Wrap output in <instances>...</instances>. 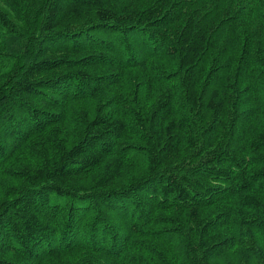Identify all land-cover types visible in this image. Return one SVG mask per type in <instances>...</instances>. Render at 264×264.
I'll return each instance as SVG.
<instances>
[{
	"label": "trees",
	"instance_id": "1",
	"mask_svg": "<svg viewBox=\"0 0 264 264\" xmlns=\"http://www.w3.org/2000/svg\"><path fill=\"white\" fill-rule=\"evenodd\" d=\"M0 264H264V0H0Z\"/></svg>",
	"mask_w": 264,
	"mask_h": 264
}]
</instances>
